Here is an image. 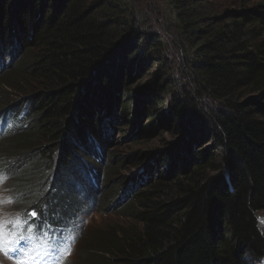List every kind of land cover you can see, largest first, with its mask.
I'll return each mask as SVG.
<instances>
[{"label": "trees", "instance_id": "1", "mask_svg": "<svg viewBox=\"0 0 264 264\" xmlns=\"http://www.w3.org/2000/svg\"><path fill=\"white\" fill-rule=\"evenodd\" d=\"M165 1L181 60L142 0H0V98L35 82L0 106L5 155L39 169L23 218L72 228L73 248L104 180L131 165L104 210L140 226L95 229L80 264H264V0L221 16L204 0Z\"/></svg>", "mask_w": 264, "mask_h": 264}, {"label": "rangeland", "instance_id": "2", "mask_svg": "<svg viewBox=\"0 0 264 264\" xmlns=\"http://www.w3.org/2000/svg\"><path fill=\"white\" fill-rule=\"evenodd\" d=\"M204 5L206 7H210L212 10V13L214 15H222L225 11H229L230 9H235L238 3H241L239 5H242L243 3L247 5V7H250L256 3H261L262 0H204ZM146 4L145 8L151 7L152 8V18L149 20L150 22H147V27L150 26L152 23V27L154 29H157L164 37L165 41H169V56H176L177 58L181 60L186 52L183 48H181V42L179 41V38L177 35L170 29L171 26V20L168 17L170 14L167 12L168 5L165 0H142ZM211 14V11L208 10ZM178 44V45H177ZM10 52V49H7ZM5 54V51L3 52ZM13 57V54H10ZM19 55H14V59H18ZM2 57V56H1ZM6 60L9 61V57L6 58ZM179 61V60H176ZM17 66V63L14 65V67ZM10 70V69H9ZM7 70V71H9ZM6 71V72H7ZM2 73V72H1ZM142 83V82H141ZM140 84V82H136V87ZM17 89L11 91L12 89L6 88L7 91L4 89L2 90L3 93H5L4 98H0V106H2L5 99H12L18 97L19 94H24L27 92H30L34 86L35 82L31 79L24 78L23 81H20L17 84ZM1 90V88H0ZM168 100V98L166 99ZM167 102V101H166ZM2 108H0L1 111ZM2 113L0 112V115ZM5 118H8L12 121L14 119L13 116L9 115ZM16 118V117H15ZM4 119V118H3ZM1 123V122H0ZM5 135L0 136V223H3L4 225V232L7 238L11 237H17V235L23 234L27 232L28 228L26 227L27 221L23 218V209H25L24 203L32 197L34 194V190L36 188H39L36 184H33V182L39 178V169L35 168L33 166H26L25 165H18L14 164V161L17 162L19 159V155L22 153L20 152H10V153H18V154H12L11 156H6L5 153L8 152V149L5 147V141L7 140V137L4 138ZM9 136H12L9 135ZM174 139V137L166 133L160 138L154 140L151 145H149V149L151 147L156 148L158 146H164L166 142L171 141ZM131 139L128 136L123 137L122 134H117L116 143L114 146V151L117 152V155L124 157V156H130L132 154L131 150ZM20 153V154H19ZM27 156H25V164H29V154L26 153ZM5 156L7 161L5 160ZM12 160V161H11ZM8 164H11L13 167L12 172L10 173L11 176H7L6 173H2V167L7 166ZM129 167H122L118 170L121 172V174L125 175V178L132 174V177H136L138 170H135L132 168L131 165H128ZM29 170L27 171V168ZM107 165H105V168ZM117 167V166H116ZM131 167V168H130ZM34 176V179L32 180V176ZM122 180L119 178L120 182L112 181L114 183L112 186L107 184V182L104 180V186L102 185V190L99 191L97 194L99 197V200L95 206L94 209H92L89 214H85L83 217L85 219V230L84 233L80 236V239L76 243V245L72 248L71 251H65L64 250V260L61 264H80L82 256L85 254L84 252V239L86 235H89L92 231H94L97 228L105 227L112 225H120V226H131L132 223L136 227H139L140 225L136 222L132 221L128 216H126L124 213H120L118 210H104V203H118V196H116L115 191L124 190L122 181H125L126 179ZM35 183H37L35 181ZM110 183V182H109ZM107 184V185H106ZM36 187V188H34ZM122 187L124 189H122ZM112 188V193L114 195L110 194ZM24 190V197L18 198L17 195L18 192ZM98 191V190H96ZM128 192V191H127ZM27 193V194H26ZM116 194V195H115ZM11 201V202H8ZM36 202V201H35ZM106 211V212H103ZM76 212H66L64 217H60L59 215H56L53 217L54 220H61L64 218H72L76 215ZM18 218V223H17ZM262 228L264 229V219L260 218ZM118 227V226H117ZM18 244V243H17ZM11 247V255L10 259L6 256L4 251H0V264H19L21 260L16 259L18 251H14L15 249H18L16 243H13L10 245ZM22 249H28L25 243H22L21 245ZM26 264H38L35 260L28 262Z\"/></svg>", "mask_w": 264, "mask_h": 264}, {"label": "snow or ice", "instance_id": "3", "mask_svg": "<svg viewBox=\"0 0 264 264\" xmlns=\"http://www.w3.org/2000/svg\"><path fill=\"white\" fill-rule=\"evenodd\" d=\"M17 223H18V218H17ZM20 239L22 240L24 239V237L21 236ZM13 243H16V238L14 236L11 238H7L4 232V225L3 223H0V251H4L7 253L8 248ZM14 251H19V249H15ZM25 252H27V249H25ZM19 264H26V262L21 260Z\"/></svg>", "mask_w": 264, "mask_h": 264}]
</instances>
